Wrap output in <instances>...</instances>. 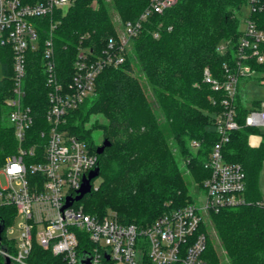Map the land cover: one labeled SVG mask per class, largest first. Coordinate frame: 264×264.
Returning a JSON list of instances; mask_svg holds the SVG:
<instances>
[{"label":"trees","instance_id":"16d2710c","mask_svg":"<svg viewBox=\"0 0 264 264\" xmlns=\"http://www.w3.org/2000/svg\"><path fill=\"white\" fill-rule=\"evenodd\" d=\"M71 2L65 14L57 11L54 18L57 65L69 73L74 71L80 46L102 53L108 37H118L113 10L124 24L138 18L150 0ZM245 4V0H179L164 14L150 17L132 40V52L126 55L124 63L104 68L96 82L95 98L69 122L71 132L85 138L93 152L99 146L92 139L94 129H100L104 139L111 142L98 154L103 181L94 188L93 179L92 191L78 203L86 213L104 215L112 210L119 222L145 227L164 213L195 202L196 197L189 190V177L202 191L203 181L210 176L205 164L220 139L215 120L223 109L221 101L225 96L223 90L215 91L203 81V71L209 67L219 79L226 76L224 64L236 71L235 48L242 35L238 12ZM251 19L264 29V13L254 12ZM48 22V18L43 21L41 47L28 53L25 101L38 118L30 130L35 136L44 127L43 116L49 106L42 52ZM155 31L159 32L158 37H154ZM228 39L231 48L220 52L219 45ZM135 60L148 85L136 76ZM248 62L259 75L244 77L239 83L235 107L240 127L231 133L224 146L226 160L239 162L245 169L246 201L209 211L219 248L229 264H264V206L259 203L263 194L258 187L264 164V133L245 125L249 110L260 109L263 100L252 99L246 104L241 86L242 81L264 79V62L254 59ZM0 65L2 167L6 157L18 148L14 129L5 122L6 101L14 87L13 54L8 46L0 47ZM253 134L262 137L256 145L249 141ZM12 215L14 207L0 208V219L6 227L12 222ZM81 234L82 244L90 246L86 234ZM207 234V264H220L216 239L208 231ZM2 235V245L7 244L13 252L14 246L6 238L5 230ZM29 261L68 264L62 256L36 244ZM103 262L114 264L107 259ZM0 264H5L1 254Z\"/></svg>","mask_w":264,"mask_h":264},{"label":"built area","instance_id":"2783aa9c","mask_svg":"<svg viewBox=\"0 0 264 264\" xmlns=\"http://www.w3.org/2000/svg\"><path fill=\"white\" fill-rule=\"evenodd\" d=\"M179 0H150L135 20L124 23L122 34L108 37L102 53L80 46L74 71L58 68L54 46L56 12L65 14L71 0H0V47L8 46L13 54L14 87L7 99L8 120L18 142L17 151L6 157L0 175V208L14 207L12 222L20 219V242L10 239L13 252L2 247L0 253L11 264H32L29 261L34 245L62 256L68 264H81L85 252L92 255L91 264H104L106 254L114 264H207L205 252L208 234L205 214L223 206L243 204L246 190V172L239 162L228 161L224 146L231 133L240 125L236 119V95L244 77L254 75L251 59L264 62V29L251 19L254 12L264 13V0H245L249 13L244 17L245 27L235 48L236 71L224 64V79L212 75L209 67L203 71V81L215 91L223 90V109L215 124L220 139L211 150L205 167L210 176L202 183L207 195L205 204L197 199L188 205L164 213L145 227L118 221L115 212L104 215L89 214L79 201L64 208L68 196H77L84 177L99 165L98 154L90 143L72 133L69 122L90 97L95 95L96 82L107 66H119L132 52V40L143 30L154 14L162 15L176 6ZM48 22L44 38V73L48 108L44 127L33 135L30 130L38 120L33 108L26 103L25 86L28 53L41 47L43 21ZM159 32H154L158 37ZM231 48V39L219 45L222 53ZM250 109L245 125L264 133V109ZM197 145L196 142H194ZM18 163L23 171L10 175L8 168ZM264 206V195L259 200ZM13 214V213H12ZM85 233L90 246L81 242Z\"/></svg>","mask_w":264,"mask_h":264},{"label":"rangeland","instance_id":"374dc122","mask_svg":"<svg viewBox=\"0 0 264 264\" xmlns=\"http://www.w3.org/2000/svg\"><path fill=\"white\" fill-rule=\"evenodd\" d=\"M93 4H95V2ZM248 13H249V7L247 5H244L242 7L241 11L238 12V17L241 19V24H240V28L241 29H243L245 27L244 17L247 16ZM112 14H113V23H114L115 29H116L117 33L121 35L122 31H123L124 24H123L120 16L118 15V13L115 10L112 11ZM136 65H137V61L135 60L134 61V66H136ZM1 73H2V71H1V65H0V78H1ZM135 74H136V76H138L140 78V80L142 81L143 84H145V85L149 84L147 82L146 77H144V75L137 68V66H136V69H135ZM256 75H259V74L254 73L253 77H255ZM241 86H242V95L246 98V104L249 103V101L252 100V99H262L264 101V79L260 80L259 82L256 81L255 78H253V79H251L249 81H242ZM148 93H149V95L151 94V91L149 89H148ZM94 98H95L94 96L90 97L87 102L93 100ZM263 109H264V104H263ZM7 114H8V109L6 110L5 122L7 124H9V120H8ZM100 120L103 121V119H100ZM87 125L90 126L89 123ZM261 138L262 137H261L260 134H253V135L250 136L249 141H250L251 144H258L261 141ZM92 139H93V141H94V143L96 145H101L102 144V142L104 140V136L102 135L100 129L96 128V129H94L92 131ZM0 181H1L2 185L5 184V178H4V176L2 174L0 175ZM102 181H103V177L101 175L97 176L93 180L94 188H97L101 184ZM189 184H190L189 190H190V192L193 195H195L197 201L199 203L205 204L206 201H207V195L199 189L198 183L194 182L192 180V178L189 177ZM258 187H259V192L264 195V164H263V168H262V171H261V174H260V177H259ZM80 202L81 201H79V203ZM79 205H81V204H79ZM19 222H20V219L18 218L14 222L9 223L8 226H7L8 227L7 228L8 238L16 239V241L18 243L21 240L20 239L21 232L18 229ZM205 222L208 223L207 224V231L210 234H212V238L213 239H216L217 246H218V249H219V252H220V257H221V263L220 264H229L228 263V259L225 256L224 252L222 251L221 248H219V245H218L219 243L217 241L218 240L217 236H216L215 231H214V229L212 227V224L210 223L209 212H207L205 214ZM2 247L7 249L9 246L6 244V245H2ZM6 259L7 258H5V261H6Z\"/></svg>","mask_w":264,"mask_h":264},{"label":"water","instance_id":"95a60500","mask_svg":"<svg viewBox=\"0 0 264 264\" xmlns=\"http://www.w3.org/2000/svg\"><path fill=\"white\" fill-rule=\"evenodd\" d=\"M111 142L106 138L103 140L102 144L99 145L96 149L97 154L103 153L106 147L110 146ZM100 174V167L99 165L96 166L94 170H92L88 176L84 177L82 186L77 194V196L72 197L68 196L66 199V204L64 205V208L67 206H70L74 201H79L81 200L86 194L90 193L92 191V180L95 179L97 176ZM5 229V222L4 220L0 219V244L2 241V234ZM106 258L109 259L110 256L106 254ZM92 261V255L85 252L83 256H81V264H91ZM11 261L10 259H6L5 264H10Z\"/></svg>","mask_w":264,"mask_h":264},{"label":"clouds","instance_id":"9594fccd","mask_svg":"<svg viewBox=\"0 0 264 264\" xmlns=\"http://www.w3.org/2000/svg\"><path fill=\"white\" fill-rule=\"evenodd\" d=\"M23 171V166L18 163H13L9 168L8 172L10 175H18Z\"/></svg>","mask_w":264,"mask_h":264},{"label":"crops","instance_id":"0c3cea01","mask_svg":"<svg viewBox=\"0 0 264 264\" xmlns=\"http://www.w3.org/2000/svg\"><path fill=\"white\" fill-rule=\"evenodd\" d=\"M253 145H256V144H253Z\"/></svg>","mask_w":264,"mask_h":264}]
</instances>
